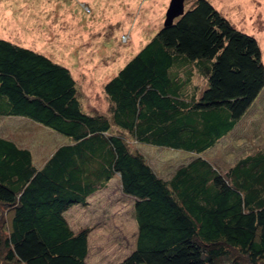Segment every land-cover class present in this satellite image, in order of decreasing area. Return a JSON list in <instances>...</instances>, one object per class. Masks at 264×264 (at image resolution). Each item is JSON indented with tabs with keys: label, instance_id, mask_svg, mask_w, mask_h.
<instances>
[{
	"label": "trees",
	"instance_id": "trees-1",
	"mask_svg": "<svg viewBox=\"0 0 264 264\" xmlns=\"http://www.w3.org/2000/svg\"><path fill=\"white\" fill-rule=\"evenodd\" d=\"M263 90L256 39L208 0L104 84L103 113L85 110L68 67L0 38V122L25 117L68 138L36 163L0 135V264H88L89 229L74 231L66 213L115 176L136 225L134 250L116 264H264V146L225 168L205 156L246 124ZM129 140L189 159L164 178Z\"/></svg>",
	"mask_w": 264,
	"mask_h": 264
},
{
	"label": "rangeland",
	"instance_id": "rangeland-1",
	"mask_svg": "<svg viewBox=\"0 0 264 264\" xmlns=\"http://www.w3.org/2000/svg\"><path fill=\"white\" fill-rule=\"evenodd\" d=\"M238 30L253 36L264 65V0H208ZM170 0H0V38L29 47L69 68L85 110L106 112L104 84L162 27ZM194 0L185 1V10ZM200 86L204 79L194 75ZM0 135L30 148L43 162L68 138L25 117L3 118ZM160 176L168 178L189 159L175 150L152 148L129 140ZM264 146V90L248 112L246 124L217 143L205 156L228 166L231 156ZM133 200L118 177L96 191L84 206L67 211L74 231L88 228V264H116L135 248ZM2 206H0V210ZM9 214L0 215V236L8 233ZM6 219V220H5ZM9 255V254H8ZM6 260L11 262V259ZM10 264V263H5Z\"/></svg>",
	"mask_w": 264,
	"mask_h": 264
},
{
	"label": "water",
	"instance_id": "water-1",
	"mask_svg": "<svg viewBox=\"0 0 264 264\" xmlns=\"http://www.w3.org/2000/svg\"><path fill=\"white\" fill-rule=\"evenodd\" d=\"M186 0H170L169 6L165 13L163 27L173 24L174 20L182 16L185 12Z\"/></svg>",
	"mask_w": 264,
	"mask_h": 264
}]
</instances>
